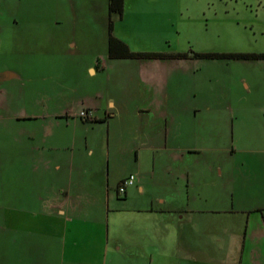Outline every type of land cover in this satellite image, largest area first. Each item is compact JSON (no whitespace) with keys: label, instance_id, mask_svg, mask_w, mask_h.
I'll return each mask as SVG.
<instances>
[{"label":"crops","instance_id":"crops-1","mask_svg":"<svg viewBox=\"0 0 264 264\" xmlns=\"http://www.w3.org/2000/svg\"><path fill=\"white\" fill-rule=\"evenodd\" d=\"M94 1L84 70L50 77L64 87L56 93L23 92L30 108L0 106V264H264V106L252 116L230 101L264 95V72L251 73L264 58L191 55L264 53L219 43L221 24L249 23L215 0L196 13L183 0H124L120 14ZM109 18L129 51L159 56L111 57Z\"/></svg>","mask_w":264,"mask_h":264},{"label":"rangeland","instance_id":"rangeland-1","mask_svg":"<svg viewBox=\"0 0 264 264\" xmlns=\"http://www.w3.org/2000/svg\"><path fill=\"white\" fill-rule=\"evenodd\" d=\"M73 1L0 0V68L11 67L17 69L20 75L0 82V95L2 93L6 94V97L1 95L0 98V106L5 108L4 111L9 108L18 110L25 107L30 108V105L25 106L23 98V92L25 91L34 93L50 92L51 94L64 88L60 85L61 83H57L56 80H52L50 77L68 76L73 74L74 69L77 72L76 74L84 70L88 49H92L91 45L96 44L95 35L93 33L89 34L88 30L97 27L95 26L97 8L94 0H77L74 7ZM187 1L192 12L196 13L203 6L201 1L205 0H183V2ZM244 1L249 0H215L216 4L219 2L217 6L220 7L221 14H223V8H226L225 10L229 11L230 15L224 14L225 16L229 15L232 18H238L240 21L245 20L249 23L227 24L229 27L226 24H221L219 43L226 44L229 47L237 46L236 48L251 49L256 52L264 51V0H250L251 2H248V4ZM184 5L185 3L182 6ZM175 10L176 6L173 3V12ZM10 13L21 14L25 17H22L21 20L18 19V25L10 24ZM171 29L173 36L169 43L178 45L181 43L180 37L175 34L179 29L178 23H174ZM243 32L247 34L255 33L258 39H254V35L251 34L250 37L253 39L250 40L248 35L246 36ZM71 40L76 42L77 45L81 43L80 50L73 51L67 47ZM18 43L25 45V50L19 51L18 49L14 53H9L6 46ZM146 43L148 41L144 39L143 44ZM76 67L80 70L77 71ZM251 67L254 78L263 77L264 66L253 65ZM33 76L47 77L49 80H39L37 83L28 82L26 77ZM220 81V92L222 94V85L226 86L225 89L229 86L228 76L223 74ZM238 94H231L230 98L231 102H235L237 110L242 106V110L251 109L252 116H256L255 111L260 109L262 105L264 106L263 94L253 92V94H248L243 98ZM37 102L38 105H41L46 100L43 102L39 99ZM7 122L4 115H2L0 117L1 141ZM0 171H3L1 166Z\"/></svg>","mask_w":264,"mask_h":264},{"label":"trees","instance_id":"trees-1","mask_svg":"<svg viewBox=\"0 0 264 264\" xmlns=\"http://www.w3.org/2000/svg\"><path fill=\"white\" fill-rule=\"evenodd\" d=\"M124 0H108V11L109 14L118 13L120 14L123 10ZM109 55L111 57H158V54H142L133 53L129 51L127 46L119 39L112 35V20L109 18ZM114 50H118L115 52ZM122 55V56H116ZM191 55L194 57H214V58H264V53H232V52H220V53H199L193 52ZM188 54L178 53L173 57L185 58Z\"/></svg>","mask_w":264,"mask_h":264},{"label":"built area","instance_id":"built-area-1","mask_svg":"<svg viewBox=\"0 0 264 264\" xmlns=\"http://www.w3.org/2000/svg\"><path fill=\"white\" fill-rule=\"evenodd\" d=\"M78 116L83 120H87L92 116L91 110L83 109L79 112ZM135 183V175L129 174L118 186V194L122 195L125 193V190L128 186H131Z\"/></svg>","mask_w":264,"mask_h":264},{"label":"water","instance_id":"water-1","mask_svg":"<svg viewBox=\"0 0 264 264\" xmlns=\"http://www.w3.org/2000/svg\"><path fill=\"white\" fill-rule=\"evenodd\" d=\"M2 77H3V75L1 74V75H0V79H2Z\"/></svg>","mask_w":264,"mask_h":264}]
</instances>
